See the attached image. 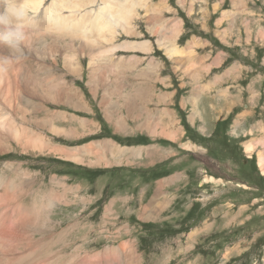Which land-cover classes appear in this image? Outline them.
Listing matches in <instances>:
<instances>
[{"label": "rangeland", "instance_id": "obj_1", "mask_svg": "<svg viewBox=\"0 0 264 264\" xmlns=\"http://www.w3.org/2000/svg\"><path fill=\"white\" fill-rule=\"evenodd\" d=\"M153 1L167 4L168 9L161 12L167 23L164 36L180 52L188 50L187 65L177 64L183 60L180 55L177 59L167 56L160 40L164 36L157 30L160 24L144 19L141 10L132 34L122 33L119 44L147 42L149 51L117 50L108 68L122 62L126 69L103 75L111 93L107 95L112 97L106 100L111 115L100 106L103 88L92 93L89 73H67L61 61L52 72L30 69L47 83L49 76L63 77L83 93L85 106L71 111L48 103L35 110H21L9 102L0 105V115L6 117L3 124L8 122L14 132L22 129L19 139L6 136L7 126V132L0 126V142H4L0 143V182L5 180L12 191V181L21 185L19 180L25 179L24 191L18 193L17 188L19 203L14 207L21 205L25 210L28 231L34 235L28 242H35L26 252L28 247L16 240L6 220L15 209L9 214L0 209V216H6L5 220L0 217L1 240L8 238L6 246L9 240L15 241L10 246L17 256L6 255L13 264H118L120 249L126 247V261L139 257V264H264V172L259 166L264 154V0ZM178 27L180 33L175 36L172 32ZM12 60L22 62L9 56L3 59L5 63ZM147 67H153L154 73L147 72ZM119 78L120 94L115 91ZM9 79L2 84L11 93L24 82L16 71ZM209 82L218 85L210 87ZM35 84L32 88H38ZM220 90L224 101L219 116L214 111L217 102L206 104ZM204 93L209 99L202 97L197 110V97ZM123 95L140 99L126 106ZM193 96L192 106L205 118V127L198 120L197 127L185 131L187 117L193 113L189 101ZM144 98L150 100L140 101ZM156 107L174 114L176 130L168 141L159 140L165 126L160 122L157 126L151 115ZM55 112L78 117L75 123L61 126L65 135H56L49 126ZM212 117L221 121L213 124ZM133 119L141 121L137 126L147 122L153 133L125 131L133 126ZM81 121L86 122L84 127L79 126ZM117 121L124 124L121 131L114 126ZM36 138L40 143H33ZM254 141L255 151L247 154L245 144ZM107 145L117 146L123 155ZM83 149H92V154L83 160L79 156V161L60 152L69 155ZM132 150L138 153L132 155ZM93 155L105 159L98 163ZM208 177L216 181H207ZM161 182L164 191H158ZM36 207L41 212L35 217Z\"/></svg>", "mask_w": 264, "mask_h": 264}, {"label": "bare ground", "instance_id": "obj_2", "mask_svg": "<svg viewBox=\"0 0 264 264\" xmlns=\"http://www.w3.org/2000/svg\"><path fill=\"white\" fill-rule=\"evenodd\" d=\"M96 1L97 0H24V2L30 7L32 14L35 16L36 23H35V27L27 30V39H26L25 44H24V53L25 54L22 57L17 58L18 60L22 61L21 63L19 62V65L16 64L14 62V60H12L9 63H5L3 61V59L6 58L7 56L12 57L13 59H16V57L13 56L12 54H10L9 49L7 47L0 45V105L2 107H3V105H6L5 103H8V102H9V104L14 103L15 106L21 110H27L29 107L33 110L40 109V108H42V106H45V104H47V103L53 104V105H64L67 108H69L66 110H71V111H75V109L79 105L85 106V104H86L85 100L86 99L83 98V96H82L83 93L80 90L76 89L75 86L72 87L71 85H69L63 79V77L61 78L60 75H58V76H53L51 78V76H49L48 78H46V79H48V80H46V81H48V83H47L44 80L42 81V79L36 75V73H39V72H35V71L33 72L30 69L32 66L33 67L35 66V67H39L38 70H49L48 72H52L53 71V65L54 64L57 65V63L59 61H61L64 65V68L67 70V73H72L74 75L75 74L77 75L78 73H89L90 78L88 81V84H89L88 86H90V89H92V91H93L92 93L97 94L98 91L100 90L99 88H103L102 89V95L103 96L102 95H101L102 97L100 96L103 99V101H102V104L100 106H102V108H105V114L107 116L110 114V111H108L109 108H108V110L106 109L108 107V106H106V100L110 97L107 94L111 95V93L106 89V84H105L106 80L103 77V75L109 71L117 73V72H123V70L126 69L125 65L122 62L116 64L119 67L116 66V68L113 69V67L111 66V68H108L110 63L112 64L115 61L114 59H115V55H116L117 50H119L120 48L124 49V50L125 49H132L133 50V49L138 48V49H141L144 51H149V43H147V42H141L140 44L128 43V42H127V44H124V45L119 44L120 36L122 35V33L132 34L133 28L136 27V22L139 21L141 18L140 11L144 10L145 11L144 19L147 18L149 21H151V24L152 23L153 24L159 23L160 25L158 26V28L160 27L159 28L160 30L158 28H157V30L159 31V34H161V37H163L167 23H166V21L163 20L161 12H162V10H165L168 8H167V4L165 2L155 4L153 0H103V1L98 2V3H96ZM153 27H154V25H153ZM179 30H180V28L178 27L177 29H175L174 32H172V34L175 36H178L180 33ZM165 38L166 37L164 36L163 39H160V40H162L161 41L163 44L162 46L165 47L163 49L166 50L167 56L170 59H177V57L180 55L179 57L183 58V60L179 61L177 64H179L181 66H182V64L187 65L188 64L187 57H189V55H191V54H189L188 50L183 49V52H180L181 49L179 50L177 48V46L174 45L175 43L174 44L170 43L171 45H169V42ZM51 41H53V42L50 43ZM139 47H141V48H139ZM185 56H186V58H184ZM85 59H87V63H88V66H86V67L84 66V60ZM173 64H175V63L173 62ZM14 71H16V73L20 74V77L23 78L24 82L15 86L14 88L17 89V91H13L11 93L10 92L11 88L8 86L4 87L2 83L6 82V78H8V80H10L11 78L9 79V77H10V75H13ZM146 71L149 73H154L153 67H147ZM16 77H17V75H16ZM35 83L39 84L38 88H35V87L32 88V85L33 86L36 85ZM121 85H122V78H119L118 82L115 83V88H116L115 91L119 92V94H120L119 90L121 88ZM111 86H112V84H111ZM111 98L112 97H110V99ZM122 98H123L122 101L124 102L123 105H126V106L136 105V102L133 99H140V98H137L135 96H129V95H127V96L123 95ZM117 100H118V98H117ZM143 100L145 102V100L148 101L150 99L147 100V98H144L140 101H143ZM161 100L165 101V98L163 97V98H161ZM14 104H12V105L14 106ZM136 111H138V110H136ZM39 113H38V115H39ZM71 115H72V117L69 116L67 113L55 112V114H53V118H51V119L49 118L50 119V123H49L50 125L49 126L50 127L52 126V130L56 135H61L62 133H63V135L67 134L66 131L61 127L63 124L65 126H68V125L73 124L76 121H78L77 120L78 117L76 115H74V114H71ZM5 118L6 117L3 114L0 115V126L4 127L3 128L4 130L7 126L8 133L6 134V136H9V134H11V136L15 135L16 137L17 136L20 137V135L22 134V129H21V131L17 130L14 132V130L11 128V126L7 124L8 122L3 124L2 121ZM42 119H44V117ZM148 119H149V117H148ZM13 121H14V119H13ZM37 121L41 122L42 120H40V121L37 120ZM85 123L86 122L81 121V122H79V126L84 127L86 125ZM36 124H37V122H36ZM39 124L40 123H38V125ZM42 125H43V123H42ZM114 126H116L117 130H119V127L120 126L123 127L124 124L121 123L120 121H117L114 123ZM72 132L73 131L71 130V133L70 132L69 133L72 134ZM26 133H25V135H27ZM19 137H17V138H19ZM7 138H9V137H7ZM1 141H3V140L1 139ZM0 143L3 144L4 142L3 143L0 142ZM33 143L34 144L40 143V141L37 140V138H36ZM1 144H0V148H2ZM107 144H109V143H107ZM254 144H255V141L254 142H248L247 144H245V152L247 154H251L252 152L255 151V145ZM40 146H41V144H40ZM104 146L106 147V145H104ZM107 146L109 148H111V150L116 149V151H117V146L116 147H115V145L114 146L113 145H110V146L107 145ZM100 147L101 148L103 147L102 143H101ZM190 147L191 146H189V148ZM127 151H129V149ZM60 152L62 153V156L65 158L72 159L74 161L75 160L79 161L78 160L79 156L82 157L80 160H83L84 156L91 155L92 149H90V150L83 149V150H79V151L76 150V152L70 151L71 154H69V155H67L65 153V151H63V152L60 151ZM117 152H118V154L123 155L122 150H120V151L118 150ZM130 153L132 155H135L138 153V151L132 150ZM93 157L95 158V160L97 159L98 163H100V162H102V160L105 156L102 158L101 155H97V156L93 155ZM88 161L91 162L90 159H88ZM259 166H260L261 170L264 172V154L260 155V157H259ZM209 177L206 179L207 181H216V179H214L212 177L209 178ZM176 178H178V177H175L173 179H176ZM21 180H19V183L21 185H16V183L14 181H12V183L10 182L13 185V187H15V188H12V191H10L8 189L9 183L4 182L5 180H3V182H0V190H2V191H0V209L4 210V212H3L4 214H9L10 211H12V209H15V207H14L15 202L19 203V197L17 196V192L19 191L18 193H20V191H24V189H23L24 185H22V184L25 183V181H24L25 179H21ZM172 181H174V180H172ZM160 184H161L160 187L158 185V187H159L158 191H164V189H166L165 184H163L162 182ZM219 184H221V183H219ZM18 187H19V190L17 191ZM21 195H23V194H21ZM159 195H161V194H159ZM159 195H158V197H159ZM165 202H167V201L157 202L156 205H158L160 203H165ZM50 203L52 204V201H50ZM152 206H154V203L152 204ZM38 207H40V206L38 205ZM38 207H36V210L34 209L35 217L38 216L39 213L41 212V210H39ZM162 207L163 206L159 207L160 210ZM159 208H157V209H159ZM40 209H41V207H40ZM148 211L151 212L150 210H148ZM151 213L155 214V211L152 210ZM24 215H25V210L20 205L15 209L13 216H10L9 218L7 217V219L5 218L6 216H0V217H1V219H3V220L6 219L8 222H10V225H11L10 228L13 229L11 232L16 235V238H17L16 240H19L21 245H23L24 247H28L27 250L25 248V250L27 252V251L32 249L31 246L35 242H33V243L28 242V241L33 240L34 235H33V233H30V231H28V224L25 221ZM146 215H144L145 218H146ZM21 218H22V221L20 222ZM151 218H152V216H150V219ZM34 219H36V218H34ZM148 219L149 218H147V220ZM38 222L41 223L40 220ZM43 222H44V220H43ZM0 226H1V224H0ZM41 227L42 226L40 224V227H38V228H41ZM39 233H41V232H39ZM7 236H9V235H7ZM2 238L3 237L0 234V240ZM7 239L8 238L5 237L4 241H2V240L0 241V264H11L13 259L9 260L8 257H6V255H9V256H15L16 255L15 248H13V246H10L15 241L13 242V240H9L10 244L8 246H6L5 243L8 241ZM12 239H13V237H12ZM14 245L16 246V244H14ZM120 250L119 251L121 252L122 257H120L119 259L116 260V262L118 264H139V262H141V258H139V257H132V258H129L128 261H126L127 257H125V254H126L125 251L127 250V247L123 248V251H122V249H120ZM129 250L131 251L132 254H134V250L132 248H129ZM23 255H26V254H23ZM23 255L21 254L20 256H21V258L23 257L22 259L25 260V256H23ZM32 256H33V254H32ZM26 258H27V255H26ZM32 259H33V257H32ZM35 259H37V258H35ZM109 260H110V258H109ZM30 261H32V260H30ZM18 262H20V264H22L21 261H18ZM113 263H115V262H113ZM15 264H16V262H15Z\"/></svg>", "mask_w": 264, "mask_h": 264}, {"label": "clouds", "instance_id": "obj_3", "mask_svg": "<svg viewBox=\"0 0 264 264\" xmlns=\"http://www.w3.org/2000/svg\"><path fill=\"white\" fill-rule=\"evenodd\" d=\"M35 23L36 18L24 0H0V45L16 58L25 54L27 30Z\"/></svg>", "mask_w": 264, "mask_h": 264}, {"label": "crops", "instance_id": "obj_4", "mask_svg": "<svg viewBox=\"0 0 264 264\" xmlns=\"http://www.w3.org/2000/svg\"><path fill=\"white\" fill-rule=\"evenodd\" d=\"M220 77V76H219ZM214 81H217V78L215 77L214 78ZM210 83V82H209ZM208 83V84H209ZM208 84H206V87L208 86ZM211 84V83H210ZM218 84L217 83H215V82H213V86H212V84H211V86L210 87H214V86H217ZM220 86H222V85H220ZM213 93V92H212ZM207 93H204L201 97H197V99H198V105L196 106V109L198 110V108L200 107V105H201V102H202V97H204V98H206V99H209V97L206 95ZM215 96H216V98L214 99V96H213V100L211 99V100H208L207 101V104H206V107H208L210 104H211V106L212 105H214L216 102V104H215V109L216 110H214V111H216L217 113H216V115H221V113H222V103H221V101H224V98H223V96H222V94H221V90L220 91H218V92H216V93H213ZM170 100H171V98H169ZM190 107H191V112L193 111V113L191 114V115H189L188 117H187V121H186V124H185V131L188 129V128H191V127H197V121L198 120H201V123H203V125H202V127H205V125H204V123H205V121H204V117H202V118H200V113H199V111H197V110H195L194 109V107L192 106V103H194V106H195V102H196V97H191L190 98ZM219 105H220V107H219ZM212 108H214V107H212ZM105 110V109H104ZM197 111V112H196ZM151 112V115L153 116V118H154V120H155V122H156V125H159V123L158 122H160L162 125H164L165 126V133H162L161 135H162V137L160 138L159 137V140H161V142L164 140V141H168L169 140V136H171V131L173 132V131H175L176 130V126H173V117H174V114L172 113V111H169L168 109H166V108H158V107H156L154 110H152V111H150ZM146 113V112H145ZM147 114V113H146ZM148 116H150V115H148ZM172 117V118H171ZM204 118V119H203ZM191 119H193V120H191ZM212 120H213V124H216V123H218V122H220L221 121V119H219L218 121L217 120H215L214 121V118L212 117L211 118ZM172 120V121H171ZM132 124H133V126L131 127V126H128V127H125V131H128L130 128H131V130L132 131H134V132H137V133H139V131H138V129H140V131L143 133V134H146L147 132H152L153 133V129L152 128H147V125L146 124H148L147 122H145V123H142V124H140V126H137V124L138 123H141V121L140 122H138V119H136L135 121H134V119L132 120ZM143 125V126H142ZM196 129V128H195ZM122 130H124V129H122ZM168 130H169V132H168ZM199 130V129H198ZM118 131H121V130H118ZM116 132V131H115ZM200 132V131H199ZM187 132H185L184 134H186ZM163 141V142H164ZM142 147V146H141Z\"/></svg>", "mask_w": 264, "mask_h": 264}]
</instances>
